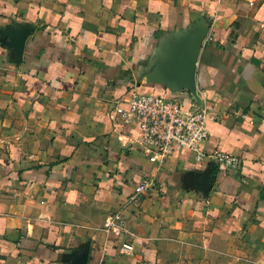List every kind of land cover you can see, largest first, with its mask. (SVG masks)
I'll return each instance as SVG.
<instances>
[{"label":"crops","instance_id":"obj_1","mask_svg":"<svg viewBox=\"0 0 264 264\" xmlns=\"http://www.w3.org/2000/svg\"><path fill=\"white\" fill-rule=\"evenodd\" d=\"M204 18L196 84L211 169L186 149L151 161L120 123L159 40ZM31 29L17 63L12 29ZM144 178L154 188L123 209ZM133 245L132 254L121 250ZM264 264V0H0V264Z\"/></svg>","mask_w":264,"mask_h":264},{"label":"built area","instance_id":"obj_2","mask_svg":"<svg viewBox=\"0 0 264 264\" xmlns=\"http://www.w3.org/2000/svg\"><path fill=\"white\" fill-rule=\"evenodd\" d=\"M201 102V106L191 102L185 107L178 98H167L152 92L134 93L127 101V108L115 106L113 114L120 123L138 129V143L151 161L165 157L174 148H178L191 152L198 162H206L226 171H240V157L221 151L206 152L204 144L210 136L208 123L211 112L205 102ZM153 188L152 179L139 181L123 208L105 217L101 231L106 236H122L127 233L123 209L137 206ZM121 250L132 254L134 247L122 243Z\"/></svg>","mask_w":264,"mask_h":264},{"label":"water","instance_id":"obj_3","mask_svg":"<svg viewBox=\"0 0 264 264\" xmlns=\"http://www.w3.org/2000/svg\"><path fill=\"white\" fill-rule=\"evenodd\" d=\"M209 31L204 18L189 27L169 32L162 37L149 61L142 67L139 83L142 87L166 88L171 95L187 93L197 106L201 97L197 90L196 68L201 49ZM31 29H12L7 45L12 49L14 59L19 63ZM211 169H217L211 166ZM87 248L73 253L71 264H86Z\"/></svg>","mask_w":264,"mask_h":264},{"label":"trees","instance_id":"obj_4","mask_svg":"<svg viewBox=\"0 0 264 264\" xmlns=\"http://www.w3.org/2000/svg\"><path fill=\"white\" fill-rule=\"evenodd\" d=\"M155 94H157V95H161L160 93H155ZM185 95L186 96H188V94L187 93H185ZM161 96H163V95H161ZM191 103V99H190V102H189V104ZM189 104H187L186 106H188Z\"/></svg>","mask_w":264,"mask_h":264}]
</instances>
